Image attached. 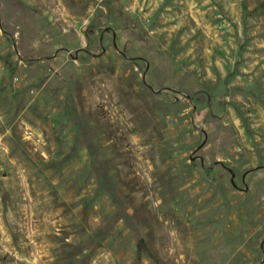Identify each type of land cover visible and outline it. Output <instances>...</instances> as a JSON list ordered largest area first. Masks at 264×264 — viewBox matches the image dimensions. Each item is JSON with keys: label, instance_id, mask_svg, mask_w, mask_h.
I'll use <instances>...</instances> for the list:
<instances>
[{"label": "rangeland", "instance_id": "obj_1", "mask_svg": "<svg viewBox=\"0 0 264 264\" xmlns=\"http://www.w3.org/2000/svg\"><path fill=\"white\" fill-rule=\"evenodd\" d=\"M0 264H264V0H0Z\"/></svg>", "mask_w": 264, "mask_h": 264}]
</instances>
